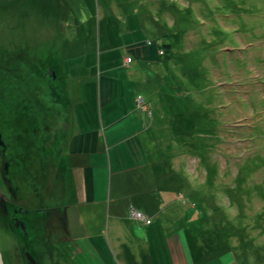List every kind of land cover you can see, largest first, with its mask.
Returning <instances> with one entry per match:
<instances>
[{
    "label": "rangeland",
    "instance_id": "1",
    "mask_svg": "<svg viewBox=\"0 0 264 264\" xmlns=\"http://www.w3.org/2000/svg\"><path fill=\"white\" fill-rule=\"evenodd\" d=\"M149 49L156 55L141 56ZM0 61L1 77L8 75L0 95L12 123L29 122L21 131L28 129L29 144L42 143L41 152L37 143L36 149L54 174L63 173V187L73 186L71 164L79 157L66 156L71 146L62 147L63 154L50 145H73L71 136L87 130L104 144L93 153L102 195L91 206L99 209L95 219L89 209L90 233L95 222L109 220L107 233L133 264L176 255L175 246H165L167 232L180 236L179 259L169 264H264V228L258 226H264V0H0ZM135 129L143 145L133 140L120 149L130 167L109 179L104 139L132 140ZM237 177L241 208L222 185H235ZM151 185L166 194L164 203L175 202L152 246L141 235L155 219L148 203L155 205L157 187ZM116 201L123 206L119 217L98 207ZM68 208L73 236L82 230L80 210ZM208 213L218 248L200 249ZM222 214L244 226L229 237L227 250L216 230ZM61 239V248L48 251L37 239L43 264L73 262L56 255L68 246ZM105 257L110 251L104 245L96 260Z\"/></svg>",
    "mask_w": 264,
    "mask_h": 264
},
{
    "label": "flooded vegetation",
    "instance_id": "2",
    "mask_svg": "<svg viewBox=\"0 0 264 264\" xmlns=\"http://www.w3.org/2000/svg\"><path fill=\"white\" fill-rule=\"evenodd\" d=\"M21 136L28 138L24 132ZM1 137L0 133V264H43L41 254L36 251L41 245L38 242L35 245L37 239L41 237V243L48 251V248H61V238L66 237L58 233L63 215L49 208L42 212L45 207L42 206L40 145L34 140L38 156L26 159L27 163L19 156L16 159L10 156L16 141ZM31 161L37 167L32 172L28 167ZM56 174L50 187L56 183ZM49 198L53 199V196ZM43 256L50 257L47 252Z\"/></svg>",
    "mask_w": 264,
    "mask_h": 264
},
{
    "label": "crops",
    "instance_id": "3",
    "mask_svg": "<svg viewBox=\"0 0 264 264\" xmlns=\"http://www.w3.org/2000/svg\"><path fill=\"white\" fill-rule=\"evenodd\" d=\"M142 50L141 51V56L145 54H154L156 55L155 51L152 49H149V51ZM104 113H101V116H103ZM140 115H137V118H139ZM135 117V119H137ZM134 119V120H135ZM133 125L136 126L135 121H133ZM138 130L136 132V129L134 131L135 136H133L132 140H121V139H116L113 143L109 144L106 139H104L105 147L106 150L108 151V158L110 159L108 163L110 164L109 167V179L112 176V173L115 171H123L124 168L130 167V166H125L127 164L126 160L128 158H125L123 155H125V152L120 150L123 149L124 146H127L131 141L134 140L135 144H138V146H142V139L139 135ZM106 136V135H105ZM72 143L74 149H79L81 148L82 151H86L90 156L88 155H83V154H78V152L73 151V156L74 157H79L77 163H72L71 165L74 166L76 169H84L86 171V174L83 175L82 173H79L77 170H75L74 173H72V181L74 185V191H69V196L70 198L73 199H78L77 203L72 202V204H77V207L82 206V204H86L87 206H95L96 203L100 202L99 200V195H102L101 193H98V186H97V180H96V157L92 155L94 151L99 149V147H104V144H100L99 137H97L96 131H80L76 137H72ZM126 151V150H125ZM127 152V151H126ZM128 153V152H127ZM129 154V153H128ZM133 154V153H132ZM131 158L130 154L128 156ZM111 161L113 163L114 169L113 171L111 170ZM147 174L148 172L145 171ZM117 175V174H116ZM147 176V175H145ZM74 177L76 179L74 180ZM145 182L144 177L140 178V183ZM139 183V184H140ZM152 186V185H151ZM153 189H155L157 186H152ZM149 193V192H147ZM151 194V193H149ZM156 198L154 200V204L148 203V206L151 208L153 205L155 207L154 212H155V219L152 221L150 224L145 225L141 235L149 242V244L152 246L154 243V238L155 237H162V226L163 223L168 219L167 216V211L168 209L172 206V211H175L174 204L175 202H171V204L167 205V203L163 202V198L166 196V194L159 190V188H156L155 191ZM105 201L109 199L108 202H110V188L108 191H106ZM101 206V211L108 212L109 215L115 216L117 215L118 217L122 215L124 212H122L123 206L121 205L120 202L116 201L113 203V205L109 209H105L101 204H98V207ZM128 206V204H127ZM127 206L125 209H127ZM142 206H146V204H143ZM80 210V209H79ZM99 210V209H98ZM126 211V210H125ZM97 213V212H96ZM96 213H94L93 216H96ZM112 213V214H110ZM92 216V218H94ZM179 217V215H172V218L174 220V223L178 222L176 218ZM91 218L89 217V211H84L80 210V216H79V222L80 225L82 226V232H83V238L79 243L81 247L85 250V253L88 255V258L91 254L92 256V263L90 264H102V260L99 259L98 261L96 260V257H101L103 256V253H98L99 250H103V246L105 245L107 249L110 251V257H105V259H108V262L106 264H133L132 262V256L129 255L127 256L125 253V247L118 243L113 237H111L107 232V238H110L108 244H104L103 240L105 239L103 235L100 234L98 231H94L90 233L89 230V225ZM95 219V218H94ZM97 225V222H95L94 228ZM130 229L135 232L133 226L129 225ZM178 226L174 227V229H177ZM168 229V228H167ZM78 231V230H77ZM167 236H165V246L167 250L171 248V246H175L178 248V243L180 241V236L177 234L176 237H172L175 233H165ZM75 244V240H74ZM153 249V248H152ZM178 253L174 256L168 254V253H160L158 256L154 257V262L155 264H169L170 261L174 262L178 258ZM76 257L74 258V264H89L88 258L85 256V258L82 257L80 254L79 256L75 254ZM96 256V257H95Z\"/></svg>",
    "mask_w": 264,
    "mask_h": 264
},
{
    "label": "bare ground",
    "instance_id": "4",
    "mask_svg": "<svg viewBox=\"0 0 264 264\" xmlns=\"http://www.w3.org/2000/svg\"><path fill=\"white\" fill-rule=\"evenodd\" d=\"M127 62H128V60H127ZM100 113H101V111H100ZM77 135H78V133H75L71 137H73V136L76 137ZM38 137L40 138V141H42V136L38 135ZM28 142H29V140L27 138L18 139V141L15 142L14 147L12 146V148L10 149V152H9L10 156H13V158H15V159H16V157L19 156L22 159H24L27 163H28V161L26 159L31 158V160H32V159H34L35 156H38V154H37L38 152L35 151V145H34L33 141H32V144H29ZM60 143H61V145L59 144V148L57 147V143H55V145L51 144L50 145L51 150L52 151H59L60 153H63L62 147L67 148V147L72 146L71 144H66V141H64V143L63 142H60ZM64 144H66V145H64ZM73 151L74 152L77 151L78 154H83V155H88V156L91 155L84 150L82 151L81 148L74 149L73 147H70L65 151L66 156L71 157L73 154ZM5 157H6V155H5ZM39 159H40V163H39L40 164V172H41V176H42L41 191H42V196L44 197L43 201L44 202H51V203H57V202L63 201V203L60 202L61 203L60 205H54V207L49 206L45 203L42 204V206L45 207V209H43V211H42L43 213L45 210H47L49 208L51 211L59 212L60 214L63 215V220L61 221V227H59L58 233L61 235H64L67 238L68 246H67V249L63 253H60L59 249H57L55 253H56V255L59 254L60 258H62L64 260L72 259V261H73L74 258L76 257L75 254H77L78 256L81 254L83 258H85V256L88 258V255L85 253V250L81 247V245L79 243V240L81 241L83 238L82 230H81V232L77 231L76 234L73 236L71 235L73 226L69 222V221H71V214H68V211H69L68 207L73 205L71 202L72 198H70V196H69V191L72 192L75 190L73 187L74 185L73 186L67 185L66 187H63L64 184H67L61 180V177H63V173L62 174L57 173L55 175L56 176V183L53 184L52 187H50V185L52 184L51 179L54 178V168L50 166L51 164L47 160L45 161V159H43L42 157H40ZM107 160L109 161L110 159L107 157ZM35 164H38V163H35ZM28 167L31 168V172L33 169L37 168L33 164L32 161L28 164ZM75 170H77L79 173H82L83 175L86 174V171L84 169H81V168H79V169L73 168L71 173H74ZM66 171L67 170H65L64 172H66ZM27 175H30V172H28ZM61 183H62V185H60ZM222 185L224 188H227V187L230 188L232 186H235L234 184L232 186H229L227 184H222ZM51 196H53V199L49 198ZM73 202L77 203L78 199H73ZM62 204H66V205L62 206ZM78 209L84 210V211H87V210L89 211V209H91V211L94 213L98 212V210L96 211L95 207H89L86 204H82V206H79ZM79 215H80V212H79ZM108 216H109V214L107 212V217ZM140 216L143 218L144 217L143 213H140ZM93 217H96V216H93ZM232 218L233 219H225V223L229 224V225H237L240 223L237 220V218H234V216ZM109 227H110L109 226V220H106L105 222H99V223L97 222V225L95 226V230L100 232V234L103 235V237L105 238L103 240L104 244H108L109 240H110V238H107V233H106L109 231ZM233 234H234V232L230 231L229 237H231ZM218 236H220V235H218ZM74 240H75V244H74ZM178 245H179V243H178ZM53 249H55V248H53ZM177 250L179 252V247L177 248ZM98 253H103V250H99ZM194 254H196V253H194ZM99 259L102 260V264H106L108 262V259H102V258H99ZM68 264H74V261L68 262Z\"/></svg>",
    "mask_w": 264,
    "mask_h": 264
},
{
    "label": "trees",
    "instance_id": "5",
    "mask_svg": "<svg viewBox=\"0 0 264 264\" xmlns=\"http://www.w3.org/2000/svg\"><path fill=\"white\" fill-rule=\"evenodd\" d=\"M19 53L17 54H12L11 57H16L18 56ZM4 62L3 61H0V66H3ZM15 71V70H14ZM17 72V71H15ZM11 74V73H9ZM17 74L20 75L19 72H17ZM8 75H0V84L4 85L6 81V77ZM3 109V110H0V133L2 134V139H14L16 142L18 141V139L22 138V131H21V126H26V124L29 122L24 119H20L18 120L16 123H12V119L10 118V114H9V109H8V101L2 96L0 95V109ZM14 121L17 120V118L13 119ZM27 132H28V129L27 131H25V135L26 137L28 136L27 135ZM29 139V138H27ZM261 163H262V166H264V160H261ZM244 168V167H243ZM244 170L248 173H252L253 171V168L248 170L247 168H244ZM243 171V170H242ZM238 180L236 179V184L235 186H232L230 188H227V191H233L234 194H232V197L231 199H238V201L236 202V204L241 208V205H240V202H239V194H238V190L242 188V185L240 183V180L242 177H237ZM232 193V192H230ZM228 196V195H227ZM219 209L218 207H215V210H218V211H215L217 213H219ZM262 213H264V210L262 211ZM244 216L245 215H241V219H244ZM262 217V215H261ZM225 219H226V215L225 214H222L220 216L217 217L216 219V230L218 232V235H220L222 237V247L223 249H231V245L230 243L228 242V239H229V232H234L235 230H237V228H240V230H242V228H244L243 224L242 223H239L237 225H229V224H226L225 223ZM204 220L205 222H203V225L200 227V230H199V233H200V237L202 238V241H203V244H201L200 246V249H202L203 247L205 248H210L211 246L212 247H217L215 246L214 244V241H213V245L211 243V239H210V234L212 233L213 236H214V231H213V227L210 225L211 224V221L213 220V218L211 217V214L208 213L205 217H204ZM240 222V221H239ZM260 227V230L261 228H264L263 225L259 224L258 225ZM257 226V227H258ZM224 237V238H223ZM244 238H242L243 240ZM249 239L251 241L254 240V237H249ZM243 242H247L245 240H243ZM255 247L257 249H261L263 248L262 246L260 245H256L255 244ZM218 248V247H217ZM264 249V248H263Z\"/></svg>",
    "mask_w": 264,
    "mask_h": 264
}]
</instances>
